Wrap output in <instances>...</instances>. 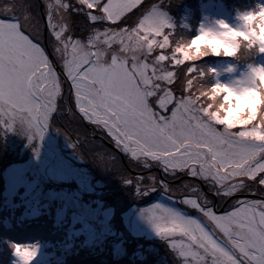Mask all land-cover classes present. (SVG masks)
<instances>
[{
	"label": "snow or ice",
	"instance_id": "1",
	"mask_svg": "<svg viewBox=\"0 0 264 264\" xmlns=\"http://www.w3.org/2000/svg\"><path fill=\"white\" fill-rule=\"evenodd\" d=\"M76 4L79 7L70 0L49 2L42 18L33 16L22 0L0 10V127H19L42 140L64 106L58 104L63 77L70 81L69 91L83 118L106 129L132 160H151L166 175L185 173L214 185L215 196L232 200L228 209L217 212L207 196L182 199L197 216L153 205L160 215L147 217L149 223L161 238L181 237L170 247L178 250L183 264H264V67L250 65L241 81L232 86L217 81L215 88L204 86L208 73L191 65L180 67L207 55L200 51L203 45L219 55L225 35L244 37L249 51L264 54V36L259 42L248 39L247 28L257 13L241 14L237 28L219 21L225 31L202 25L196 40L176 44L169 56L154 50L171 48L165 29L174 26L152 4ZM258 15L264 26V4ZM77 18H82L86 32L82 38L72 34L70 21ZM48 29L53 54L61 62L59 73L40 42ZM238 49L239 44L226 54L238 55ZM212 75L218 76L214 71ZM169 187L166 181L160 184L166 193ZM151 190H156V181ZM191 191L202 193L198 187ZM246 191L252 198L232 199ZM12 248L18 264H30L36 255L28 245Z\"/></svg>",
	"mask_w": 264,
	"mask_h": 264
},
{
	"label": "rangeland",
	"instance_id": "2",
	"mask_svg": "<svg viewBox=\"0 0 264 264\" xmlns=\"http://www.w3.org/2000/svg\"><path fill=\"white\" fill-rule=\"evenodd\" d=\"M234 1L233 4H228L226 0H199L192 4V0H143L145 7L152 4L158 11L165 13L174 26L171 29L173 31L165 29L172 40L171 48H157L154 54L164 52L171 56L172 49L175 48L174 41L178 43L180 39V43H187L196 40L202 25L225 31L219 29L218 24L219 21H224L231 28H237L242 24L238 17L243 13H257L256 20L248 26L247 32L254 35L252 40L259 42V38L264 36V26L259 23L258 12L264 0L258 2L257 10L254 11H245L249 8L247 0ZM13 2L14 0H0V10ZM22 2L30 6L33 16L42 18L45 5L55 3V0ZM70 2L79 7L77 0ZM224 2L227 9L224 8ZM235 10L238 13H234ZM135 19L133 17L129 23ZM43 22L47 24L46 19ZM70 23L72 34L76 38L86 36L82 18ZM50 31L48 29L47 34L44 32L40 42L45 46L50 61L55 57L57 63H52L53 68L59 73L61 62L53 54L48 40ZM222 42L219 55L213 53L207 45L200 49L201 52H207L208 56L218 57L209 61L208 67L203 63L208 73L214 71L218 74L204 78L206 88H215L217 81L219 84L232 86L251 71L249 66H252L250 63H255L254 56L264 59V54H260L258 49L255 52L248 50V41L244 37H237L234 42H230L229 35H225ZM237 44L238 55H227L226 49H236ZM195 51L192 49V52ZM259 61L253 67H264V60ZM186 65L197 68V61L185 63L182 68ZM229 68L233 70L228 71ZM193 78L195 79V74ZM69 83L70 81L63 83L62 97L58 99V104L64 105L63 109L55 114L57 119L51 122L42 140L19 127L11 131L0 127V264H8L9 261L10 264H18L13 255V244L35 248L36 255L30 264H57L59 254L65 256L72 251L69 248V252H66L62 248L63 243L56 246L46 242L47 237H50L49 240L55 237L51 233L52 228L57 229L58 224H61L58 221L65 224L66 236H74L73 239L82 245L75 248V256L92 254L94 258L91 264H183L178 250L170 247L173 240H180L181 237L177 235L161 238L149 223L147 217L160 215V210L153 205L175 207L197 216L199 213L182 204V199L207 196L217 205V212L228 209L232 200L215 196L214 185L210 186L185 173L178 171L175 175H166L151 160H132L130 155L116 145L106 129L83 118L75 107V94L70 93ZM70 95L72 99L69 101ZM222 95L226 98L228 94ZM224 116L225 113L221 112L220 118L223 119ZM154 181L156 190H151ZM164 181L170 186L167 193L160 190V184ZM192 187L200 188L202 193L192 192ZM145 191L147 194H144ZM240 198H252V194L246 191L232 199ZM16 201H19L18 204ZM9 204L17 207L9 211ZM8 212L11 215L17 212L22 216L27 215L31 217V221L28 220L25 228H20ZM15 228L19 229L18 233ZM3 229L8 231L7 234ZM39 234L45 237H37ZM119 257L124 260L118 259Z\"/></svg>",
	"mask_w": 264,
	"mask_h": 264
},
{
	"label": "trees",
	"instance_id": "3",
	"mask_svg": "<svg viewBox=\"0 0 264 264\" xmlns=\"http://www.w3.org/2000/svg\"><path fill=\"white\" fill-rule=\"evenodd\" d=\"M190 3H191V1H190ZM252 36V37H251ZM253 36L254 35H250L249 37H248V39L249 40H252V38H253ZM172 41V40H171ZM178 43H180V39H178ZM177 42H175L174 41V44H175V46H176V44H178ZM188 43V42H187ZM259 58H261L260 56H254L253 57V61L254 62H256V60L257 59H259ZM216 59H218V57H216V56H208V55H205V56H203L202 58H200L199 60H197V69H199L200 68V71L202 72V73H208L207 71H206V68L203 66V63H204V65L206 66V67H208V62L209 61H214V60H216ZM188 62H191V61H188ZM188 62H186V64H188ZM207 64V65H206ZM251 64V63H250ZM188 65H186V67H187ZM180 67H183V65L182 66H180ZM209 75L211 76V77H213V75H212V73H208V76H207V78L209 77ZM17 202V204H18V202L19 201H16ZM9 207L10 208H8V210L10 211V209H11V211H13L14 210V208L15 207H17V206H15L14 204L12 205V204H9ZM7 210V211H8ZM22 213V212H21ZM8 215H11V213L10 212H8ZM12 217V219L13 220H15L14 221V223L18 226L19 225V227L20 228H25V226H27V224L26 223H29L28 222V220L29 221H31L30 220V218L31 217H29V216H27V215H24V216H22V214L20 215V213H14V215L12 214L11 215ZM22 216V217H21ZM26 222H25V221ZM19 222V223H18ZM59 223H61V224H59L58 226H60L63 230H64V232H65V236H63V237H58V238H55V237H53V239H46V242L47 243H49V244H55L56 246H58V245H60L61 243H63L64 244V247H62L63 249H65V251L66 252H69V248H71L72 249V251H71V253L70 254H65V256L64 255H60L59 254V256H62L63 258H65V257H67V264H82V263H84V264H91L92 262H93V255L92 254H88V255H85V257H80V255L79 256H75V254H74V252H75V248H79L80 246H82L79 242H77L76 241V239H73V237L74 236H71V235H68V236H66V230H65V224L63 223V221H58ZM18 223V224H17ZM35 224V223H34ZM16 229V233H17V231H19V229L17 230V228H15ZM29 229H31V228H29ZM57 229H58V227H57ZM56 229V230H57ZM35 230H37V229H35ZM3 231H4V229H3ZM5 232V234H7V232L8 231H4ZM52 232H54L53 231V228H52ZM16 233H14V234H16ZM10 234V233H9ZM53 233H51V235H52ZM17 235V234H16ZM50 235V236H51ZM37 237H41V238H43V237H45V236H42V235H36ZM83 238V240L85 239L84 237H82ZM50 249H51V247H50ZM118 259H120V260H124V259H122L121 257H119ZM60 260H62L61 258L60 259H58V262H57V264H62L61 262H60ZM114 263H116V262H113V264Z\"/></svg>",
	"mask_w": 264,
	"mask_h": 264
},
{
	"label": "bare ground",
	"instance_id": "4",
	"mask_svg": "<svg viewBox=\"0 0 264 264\" xmlns=\"http://www.w3.org/2000/svg\"><path fill=\"white\" fill-rule=\"evenodd\" d=\"M199 0H197L196 2H198ZM207 1V0H206ZM210 1V0H209ZM194 0H192V4H195L196 3ZM226 2L228 3V4H233L235 1L234 0H226ZM225 3V2H224ZM224 8L225 9H227L228 8V6L226 5V3L224 4ZM247 11H254V10H252V9H248ZM178 12H181L180 10L178 11ZM44 23V22H43ZM46 28V23H44L43 24V28ZM258 30V29H257ZM171 31H173V30H171ZM45 33L47 34V31H45ZM169 34V33H168ZM179 36V35H178ZM50 52H51V50H49ZM49 59H50V57H49ZM52 59V58H51ZM51 62L52 63H54V64H56L57 62H56V60H55V57L51 60ZM252 64V66L253 65H257V63H251ZM210 73H212V72H210ZM62 81H63V83H66L67 82V80H64L63 78H62ZM36 224H34V226H35ZM48 225H50L49 223H48ZM59 225V224H58ZM53 234L55 235V237H63V236H65V232H64V230L60 227V226H58V229L56 230V228H54L53 229ZM17 233H18V231H17ZM47 238H50V237H47ZM60 258L62 259V260H60V262L62 263V264H67V257H65V258H63L62 256H60ZM82 264H84V263H82Z\"/></svg>",
	"mask_w": 264,
	"mask_h": 264
},
{
	"label": "clouds",
	"instance_id": "5",
	"mask_svg": "<svg viewBox=\"0 0 264 264\" xmlns=\"http://www.w3.org/2000/svg\"><path fill=\"white\" fill-rule=\"evenodd\" d=\"M236 36L229 35L230 42H234L236 40ZM215 46V45H214ZM234 49L232 47H229L226 49V51H233Z\"/></svg>",
	"mask_w": 264,
	"mask_h": 264
}]
</instances>
